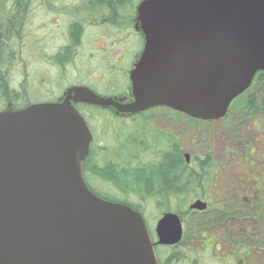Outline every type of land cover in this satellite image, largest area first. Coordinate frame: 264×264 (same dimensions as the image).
<instances>
[{"label":"water","instance_id":"1","mask_svg":"<svg viewBox=\"0 0 264 264\" xmlns=\"http://www.w3.org/2000/svg\"><path fill=\"white\" fill-rule=\"evenodd\" d=\"M137 12L144 47L130 72L133 101L76 86L58 102L0 111V264H159L142 214L89 187L93 134L73 102L214 121L264 72V0H142ZM155 231L157 244L178 245L183 220L166 212Z\"/></svg>","mask_w":264,"mask_h":264},{"label":"rangeland","instance_id":"2","mask_svg":"<svg viewBox=\"0 0 264 264\" xmlns=\"http://www.w3.org/2000/svg\"><path fill=\"white\" fill-rule=\"evenodd\" d=\"M79 1L39 0L33 4L30 16L24 21L23 36L15 43L17 55L11 74L14 79L13 86L25 91L26 98L31 102L58 98L72 85H87L102 94H108L123 91L122 88L118 89L120 83H127L123 75L130 69L135 56L143 47V41L140 38L135 39L136 34L132 29L119 33L111 26H89L86 28L81 48L74 55L75 58L65 67L55 64L54 56L68 42L70 17L62 6L72 7ZM123 56L124 59L118 62ZM250 92L239 97L238 103L220 120L189 124L182 115L174 118L167 109L157 107L146 114V118L156 129L176 136L185 154L201 157L211 155L215 161L213 178L206 187V198H203L209 203V212L197 211L198 213L190 215V225L185 224L181 241L183 244L177 248V251L184 252L186 259L177 264H226L223 263L225 260L222 261V258H225L222 253L228 252L230 246L225 242L221 243L223 237L221 233H216L221 224H215L214 217L215 210L224 208L219 209L213 205L217 204L219 196L234 189L245 193L247 186L253 183L256 177L262 182L261 190H248V193H245L247 197L242 202L252 208L261 209L260 215L264 216V128L259 118L249 116L240 108ZM3 104L0 101V107ZM85 113L94 134L95 146L115 147L125 141L119 138L120 133L130 131L146 137L150 131L142 118L134 123V119L116 118L108 110L97 112L91 108L85 110ZM194 200L192 199L188 206ZM140 206L155 231L161 217H157V209L147 201H142ZM241 215L246 216L243 218L248 221L246 228L248 233H251L253 245L259 250H255L257 255L251 256L248 264H264L263 221L252 212L237 213L234 216ZM258 220L259 224L255 222ZM210 236L215 238L214 243H208ZM158 245L156 251L159 250L162 255L169 252V249Z\"/></svg>","mask_w":264,"mask_h":264},{"label":"trees","instance_id":"3","mask_svg":"<svg viewBox=\"0 0 264 264\" xmlns=\"http://www.w3.org/2000/svg\"><path fill=\"white\" fill-rule=\"evenodd\" d=\"M37 1L39 0H0V101L4 103L3 106L0 107V111L7 109L16 110L34 103L51 102L57 98L31 102L29 98H26L25 91L13 86L14 79L11 74V69L16 61L17 55L15 43L23 36L22 28L24 26V21L30 16L33 4ZM141 1L142 0H80L78 3L73 4L72 7L67 8L66 6H62L67 10V16L70 17V22L68 23V42L63 45L54 56L53 60L56 61L55 64L65 67L67 63L75 58L74 55H76L81 48L86 28L89 26L95 28H110L109 26H111V28L117 29L119 33L132 29L136 34L135 39L140 38V40L143 41L144 47L143 33L141 30L137 31L136 28L138 24L136 9ZM47 5L51 6V4ZM142 49L139 50V53L135 56L130 69L123 75L126 77L127 83H120V87L118 88H122L123 91H118L119 93L112 92L102 94L98 92V90H94L108 97L125 96L126 91H130L131 88L129 80L130 70L141 55ZM122 59H124V56L118 62H121ZM109 65L111 64L109 63ZM249 91H251V94L246 96L240 108H243L249 116L259 118L264 128V72H259L255 76L247 92ZM238 99L235 100L232 106L238 103ZM91 108L97 112L107 110L99 106H88V110ZM157 108L167 109L174 118H178L182 115L189 124L204 122L183 115L165 106H159ZM150 110L141 112L135 116L117 115L115 112L108 110V112H112L116 118H132L135 120L134 123L142 118L150 131H148L146 137H141L130 131V133H120L119 138L122 140L125 139V141L120 145H116L117 147L95 146L93 142L90 147L89 156L84 165V174L89 187L100 197L110 201L128 204L142 214L156 249L159 246L156 243V232L149 224L140 203L142 201H147L151 203L152 206H155L158 218L166 212H176L181 216L186 225H190V215L198 212L191 210L188 204L192 199L197 200L206 198L205 190L208 183L213 178L215 161L211 155L201 157L191 154V160L187 162L185 152L176 139V136L170 132L156 129V126L146 118V114L149 113ZM80 111L82 112V109H80ZM82 114L89 123L85 111H83ZM261 183L260 179L257 177L254 178L253 183L247 186L246 192L248 193V190L253 192L261 190ZM241 191L242 190L238 192V189H234L232 192L229 191L219 196L217 204L213 206H217L219 209L223 207L224 209L214 211L215 224L224 222L227 218H225L223 212H228L229 206H238V204L240 208H243V211L235 212L233 209L234 215L242 212L244 214L252 212L256 214L264 224V218H262L264 216L260 215L261 209L252 208L244 201L242 202L247 196H245V191V193ZM133 199L138 200L140 203ZM208 212L209 209L200 213ZM245 217L244 215V218ZM242 219L243 218H241V224L246 226L248 221L244 219L242 221ZM230 220L231 219H227L226 221ZM236 220H234L233 223L236 224ZM238 220L240 221V219ZM255 222L259 224V220ZM237 224L240 225L239 223ZM221 226H223V224H221ZM223 228L225 229L226 227ZM250 235V232L245 233L242 231L239 232L237 236H234L235 240H233V242H227L230 248L228 252L222 253V255H224L223 257H225L222 258V261L225 260L223 263L248 264L250 257L254 254L257 255L256 251L259 250L253 245V239ZM182 244L181 242L178 247L175 246L172 248L165 245L160 246L163 249H169V252L162 255L159 250L156 251L159 264H177L182 259H186V256L183 254L184 252L177 251V248L181 247Z\"/></svg>","mask_w":264,"mask_h":264},{"label":"flooded vegetation","instance_id":"4","mask_svg":"<svg viewBox=\"0 0 264 264\" xmlns=\"http://www.w3.org/2000/svg\"><path fill=\"white\" fill-rule=\"evenodd\" d=\"M137 8H138V6H137ZM136 15H137V17H138V12H137V9H136ZM136 28H137V31L138 30H141L140 29V25L139 24H137L136 25ZM143 50V49H142ZM142 52V51H141ZM140 57V56H139ZM139 59V58H138ZM137 59V60H138ZM136 60V61H137ZM136 61H135V63H136ZM134 63V64H135ZM99 84V83H98ZM76 86H84V87H87V88H90L91 90H93L94 92H96V90H94V88H92V87H90V86H87V85H72V86H70V87H68L65 91H64V93L61 95V96H59L58 98H56L55 100H52L51 102H58V101H60L61 99H63L64 98V96H65V94L69 91V89H71V88H73V87H76ZM97 94H99L98 92H96ZM99 95H101V94H99ZM103 96V95H102ZM108 97V96H107ZM113 97H116V98H118L119 100H122L123 102H131V101H133V95H132V92H131V88H130V91L128 90V91H126V95L125 96H123V97H118V96H113ZM73 104H74V106L78 109V111H80V109H82V112L83 111H85V110H88V106H94V105H90V104H87V103H81V102H73ZM80 108V109H79ZM107 110H111V111H113V112H115V114H117V115H122V116H135V115H137V114H139V113H137V114H120V113H118L114 108H112V107H109V108H106ZM81 111H80V113H82ZM83 115V114H82ZM84 116V115H83ZM91 131H92V129H91ZM94 136V135H93ZM94 142V138H93V141H92V143ZM229 208V211L228 212H223L224 214V216H225V218H227V219H231L230 221H226V220H224V222H222L221 224H223V226H221V228L218 230V232H216V233H221V235H222V239H221V243L222 242H225V243H227V242H233V240H235V238H234V236H237L238 235V233L239 232H242V231H244L245 233H248V230H247V226H243L242 224H241V217L242 218H244V215H241V217L240 216H237V220H236V217L234 216V211L235 212H240L241 210L243 211V208H240L239 206H237V205H231V206H229L228 207ZM227 208V209H228ZM248 208V207H247ZM233 209H234V211H233ZM249 209V208H248ZM238 219H240V221L238 220ZM234 220H236L235 222H236V224L235 223H233L234 222ZM184 222V221H183ZM237 223H239L240 225H238ZM185 224V223H184ZM234 224H235V226H234ZM223 227H226L225 229L223 228ZM223 228V229H222ZM184 229H185V226H184ZM238 229V230H237ZM256 231H258V230H256ZM254 233V232H253ZM204 235V234H203ZM212 235V234H211ZM233 235V236H232ZM205 238H207V239H209L207 236H204ZM214 239L215 238H212V236H210V241H208V243H214ZM179 245V244H178ZM178 245H174V246H168V247H170V248H172V247H178ZM165 246H167V245H165Z\"/></svg>","mask_w":264,"mask_h":264}]
</instances>
